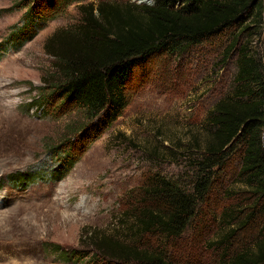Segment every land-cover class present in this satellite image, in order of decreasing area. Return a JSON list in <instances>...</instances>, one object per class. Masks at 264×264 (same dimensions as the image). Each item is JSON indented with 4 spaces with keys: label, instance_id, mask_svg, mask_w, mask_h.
<instances>
[{
    "label": "rangeland",
    "instance_id": "1",
    "mask_svg": "<svg viewBox=\"0 0 264 264\" xmlns=\"http://www.w3.org/2000/svg\"><path fill=\"white\" fill-rule=\"evenodd\" d=\"M103 1L118 6L127 0ZM159 0H132L153 7ZM17 0H0V45L24 11L7 12ZM80 4L46 23L19 51L1 48L0 59V264H92L75 260L72 252L93 253L85 235L106 234L140 249L152 247L178 264H217L228 245L224 234L237 230L230 253L250 247L261 234V222H247L254 202L250 186L240 179L243 145L229 152L221 168L213 169L208 197L182 235L167 239L160 232L138 236L139 212L155 207L146 195L154 178L171 180L191 193L213 128L208 118L222 99L237 89L239 50L246 47L264 65V14L249 21L236 49L223 61L228 36L155 58L137 68L128 86L130 104L116 123L94 142L78 147L77 163L56 183L50 180L12 181L17 173L55 166L49 149L59 146L84 124L81 113L41 116L33 99L43 93L55 60L45 49L59 29L82 20ZM264 74V71H263ZM264 143V136H263ZM6 179L9 183L3 185ZM239 218L222 226V212ZM241 212V213H240ZM226 246V247H225ZM59 251L57 250V248ZM92 251V252H91Z\"/></svg>",
    "mask_w": 264,
    "mask_h": 264
},
{
    "label": "trees",
    "instance_id": "2",
    "mask_svg": "<svg viewBox=\"0 0 264 264\" xmlns=\"http://www.w3.org/2000/svg\"><path fill=\"white\" fill-rule=\"evenodd\" d=\"M86 1L17 0L7 10L24 14L0 45V59L4 53L1 48L19 51L48 21L70 6L80 4L82 14L77 25L59 29L47 40L45 49L55 60L54 72L30 107H39L41 116L81 113L84 124L72 131L74 137L49 149V157L58 160L55 166L50 169L41 164L35 171L7 176L12 181H60L77 163L79 153L86 150L85 145L78 147L82 138L96 141L123 115L130 104L128 86L137 68L226 35L232 42L225 50V61L248 31L247 23L255 19L260 22L264 14V0H159L153 7L132 0L124 6L103 1L95 7L83 4ZM263 71L262 61L242 47L235 95L218 102L208 118L213 131L191 193L171 180L154 178L145 191L155 207L139 212L138 236L160 232L167 239L179 238L193 220L197 203L211 191L213 169L221 168L229 152L242 144L240 179L250 186L254 198L246 208L251 211L247 222L258 218L261 234L250 247L234 253H230L231 240L238 231L224 234L215 242L228 245L217 264H264ZM3 180V185L9 183ZM238 220L231 209L222 212V226H232ZM83 239L91 241L94 252H72L75 260L89 258L92 264H178L152 247L140 249L106 234L85 235Z\"/></svg>",
    "mask_w": 264,
    "mask_h": 264
},
{
    "label": "built area",
    "instance_id": "3",
    "mask_svg": "<svg viewBox=\"0 0 264 264\" xmlns=\"http://www.w3.org/2000/svg\"><path fill=\"white\" fill-rule=\"evenodd\" d=\"M42 110L41 109H39V107H36V113H38V114H40V115H42V112H41Z\"/></svg>",
    "mask_w": 264,
    "mask_h": 264
},
{
    "label": "bare ground",
    "instance_id": "4",
    "mask_svg": "<svg viewBox=\"0 0 264 264\" xmlns=\"http://www.w3.org/2000/svg\"><path fill=\"white\" fill-rule=\"evenodd\" d=\"M144 2H146L147 0H143Z\"/></svg>",
    "mask_w": 264,
    "mask_h": 264
}]
</instances>
